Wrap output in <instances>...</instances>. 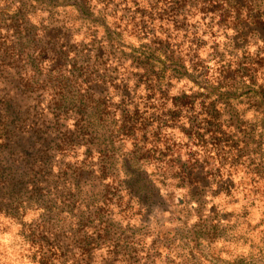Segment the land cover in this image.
<instances>
[{
	"label": "trees",
	"instance_id": "obj_1",
	"mask_svg": "<svg viewBox=\"0 0 264 264\" xmlns=\"http://www.w3.org/2000/svg\"><path fill=\"white\" fill-rule=\"evenodd\" d=\"M59 1L0 0V78L14 92L2 98L7 124L19 122L23 101L42 104L46 84L56 87L51 119L26 120L32 132L11 145L8 127L0 135V213L41 212L26 230L40 264H152L167 233L212 245L225 214L204 212L207 194L216 184L228 195L225 172L242 165L264 182V161L240 139L248 131L232 105L245 94L231 85L244 70L231 72L215 44L205 60L197 53L220 30L234 45H264V0ZM36 13L47 16L33 24ZM183 79L197 91L172 95ZM154 199L177 209L180 228L147 222Z\"/></svg>",
	"mask_w": 264,
	"mask_h": 264
},
{
	"label": "rangeland",
	"instance_id": "obj_2",
	"mask_svg": "<svg viewBox=\"0 0 264 264\" xmlns=\"http://www.w3.org/2000/svg\"><path fill=\"white\" fill-rule=\"evenodd\" d=\"M64 3V0H60L58 4L62 6ZM141 5H144V3H141ZM58 11L62 16L67 13L68 17V13L72 9L59 7ZM46 16V14L40 16L39 13H36L32 23L38 24ZM262 29L260 31L264 32V27ZM202 30L203 26L201 27ZM214 31L217 32V27H214ZM222 32L220 30L217 33L219 35L216 41L215 38L204 37L197 54L200 59L205 60L208 51L215 44L217 45V53L224 56V64L226 67L231 68V72L237 71V68L244 70L245 78L243 79L232 75L236 76V79L231 85L234 86V89H238L235 96L245 93L242 98L237 102H233L232 105H235V111L239 112L240 120L243 121L248 131L245 136L244 134L241 135L240 139L246 143L249 154L255 151L254 156L256 158L261 157L264 161V116L256 115L257 112L264 113V106H261L263 104L259 102L264 98V45L256 39L250 38L247 40L248 44L246 46H242L240 42L234 45L233 37L226 36L227 39ZM230 32L228 30L229 35ZM74 39L79 41L80 36ZM123 39L126 41L125 45L130 48H134L137 44L132 36L125 35ZM10 83L11 80L8 77L3 75L0 78V135L8 127L11 131L10 135L6 134L3 139L11 145V142H15L16 137H24L29 131L32 132L31 127L27 126L28 121L26 120L38 118V122L39 120L41 122L42 117H46L47 120L52 118L46 106L49 100L53 101L54 99L49 97L51 94L49 90H56V87L52 83H50L51 86L46 84L47 90L44 91L46 92L45 97L48 96V98L42 104L35 102L33 99L23 101V112L19 122L7 124L8 118L4 115L2 98L6 97L5 95H14ZM193 83H198V81L180 80L171 89L172 95L178 94L180 91H184L186 94L197 91ZM252 83L257 86V90L253 88L255 86ZM35 86L37 88L44 87L45 83H37ZM251 91L254 92L250 93ZM234 94L235 92H233ZM251 98L253 100H250ZM66 114H68L67 124L70 125L69 111ZM174 137H177V134ZM127 148L130 149L129 146ZM54 160L58 161L55 158ZM245 166H239L235 170L229 168L231 170L225 172L231 177L228 182L233 184V189L228 195H225L224 192L216 195L215 191L220 185L216 186L214 184L211 189L214 193L207 194L205 199L207 203L204 212L216 209L221 211V214L222 212L225 214L222 219L223 222H221L223 223L221 227L223 225L222 229H224V231H221L222 238L210 246L205 242H199L193 248H190L184 238L178 237L175 239L173 233H170V235L167 233L169 242L163 240L161 245L163 247L168 245L169 248L160 250V256L157 255L153 260H150L152 264H184V261H187L185 264H264V182L263 180H256L253 175L247 174ZM58 171V165L53 163L52 173L56 174ZM147 171L149 174L150 170ZM225 173L223 176H226ZM225 181H227L226 177L223 179V182ZM141 182L144 183V181ZM226 186L221 185L222 189H226ZM179 196H181L180 192L176 191L174 199L177 200ZM154 202L152 211L146 215V220L152 227L160 225L162 229L166 230L181 227L182 220L176 214V208H169L167 204L163 206V202L156 199H154ZM163 208L167 209L170 214L161 213ZM40 214L41 212L36 208H32L25 211L22 217L16 220L0 213V264H40L38 261L39 256L31 249L26 233L29 226H34L33 224L39 220ZM190 220L189 227L194 224L196 219L191 217ZM67 221L66 219L63 224H67ZM134 223L138 225L137 222ZM145 243L147 246L150 245L151 238H148Z\"/></svg>",
	"mask_w": 264,
	"mask_h": 264
}]
</instances>
